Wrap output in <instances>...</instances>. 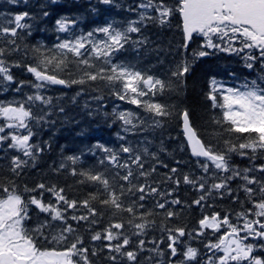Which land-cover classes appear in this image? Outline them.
<instances>
[{"label":"snow or ice","instance_id":"6c2138e0","mask_svg":"<svg viewBox=\"0 0 264 264\" xmlns=\"http://www.w3.org/2000/svg\"><path fill=\"white\" fill-rule=\"evenodd\" d=\"M8 2L15 5L19 0ZM99 6L122 7L117 0H97L91 11H100ZM127 10L136 12L138 18L122 23L106 21L79 34L74 30L75 19H57L55 31L66 36H58V43L51 48L35 46L34 62L28 64L10 62L7 57L19 51L17 39L22 30L31 28L26 22L30 14L16 13L0 23V39L5 45L0 47V93L10 90L20 93L25 86L35 89L23 99L0 100V147L6 146L16 153L9 160L8 171L19 177L25 169L35 167L39 155L51 147L47 141L34 140L37 125L56 123L48 110L53 108V98L42 90L50 86L94 85L100 81L117 100L148 113L149 127L153 130L163 128L178 116L187 147L197 158L201 174H181L178 167L169 168L156 152H150L148 147H134L118 132L116 135L123 142L118 149L97 141L86 151L67 155L52 166L54 173L70 171L72 176L80 177L79 184L95 187L83 200L69 199L65 188L54 183L41 181L30 188L25 185L21 190L14 180H0V264H93L90 255L97 257L104 251L110 264H140L139 256L144 252L151 254L146 258L147 264L152 261L155 264H264V255L257 254L264 253V163H256L264 160V75L238 87L227 86L214 77L210 80L205 97L220 114L212 121L214 127L207 141L194 128L187 107L178 108L157 99L166 91L182 92L195 60L212 54L208 49L243 53L248 69L259 62L264 71V0H140ZM48 15L47 11L43 12V16ZM176 15L181 21L182 42L177 49L180 58L168 69V79L116 58L128 48L138 54L151 49L153 41L144 32L148 23L168 26ZM197 41L201 42L190 51ZM14 68H22L34 80L17 81ZM83 91L81 88L71 98L73 104ZM93 99L101 101L103 96ZM36 106H40L39 113L34 111ZM58 112L64 114L66 109L60 106ZM94 114L99 115V109L95 113L87 112L88 116ZM109 115L112 121L108 127L119 121L125 133L146 130L145 121L133 111L113 108L111 114L104 113L105 117ZM85 134L86 130L77 133ZM97 151L103 154L97 160L103 171L84 164L86 154L95 156ZM160 151H166L163 142ZM234 156L247 160L248 165L241 167L234 163ZM157 165L168 169L159 180L153 179ZM110 169L114 172L109 175ZM169 183L174 187L161 188ZM181 183L199 193L186 205L189 208L195 205L203 212L214 207L210 200L227 197L238 203L240 210L202 214L198 227L192 231L168 227L165 222L178 215L173 206L186 203L178 197L169 199ZM149 198L154 200L150 210L145 209L144 203ZM97 203L111 214L100 231H95L94 226L104 212L97 209ZM33 207L46 214L44 220H37L34 225ZM81 207L86 214H77ZM156 209L163 213L162 235L159 239L146 240L149 229L156 227L153 217L160 215ZM81 222L87 224L90 240L101 242L100 247L85 246L78 231ZM209 230L216 239L204 243L206 252L202 254L188 241L206 236Z\"/></svg>","mask_w":264,"mask_h":264},{"label":"trees","instance_id":"16d2710c","mask_svg":"<svg viewBox=\"0 0 264 264\" xmlns=\"http://www.w3.org/2000/svg\"><path fill=\"white\" fill-rule=\"evenodd\" d=\"M171 2V0H169ZM97 0H57L52 3V0H19V3L13 5L8 0H0V23L5 21V17L10 18L12 15L21 12H28L30 18L26 21L31 25L30 29H25L20 32L17 39L19 51L12 52L7 59L10 62H20L21 64H28L34 62V53L32 49L35 46L44 45L45 48H51L55 43H58L57 37L64 38L65 33H58L55 31V21L61 17H68L75 19L77 24L74 28L77 34L80 32H87L92 28L107 22L122 23L129 19H137L136 12H129V6L135 7L140 3V0H117L121 4L120 8L107 9L106 6H99L100 11L92 12L91 8L96 5ZM47 11L49 15L43 16V12ZM180 18L178 15L171 18L170 25L161 27L158 24L148 23L144 32L153 41L151 49L145 52L137 53L136 51L128 48L127 51L117 54V59L125 63L134 64L137 68L143 71H150L152 74L160 76L161 78L168 79V69L172 66L174 61L178 60L180 56L177 54V49L182 42V32L180 29ZM30 32V34H29ZM201 41H197L191 45V49L197 48ZM4 42L0 39V47H3ZM212 54L195 60L192 71L187 77L184 90L177 94L175 91H166L163 95L157 97L161 103L169 105H176L178 108L187 107L191 112V119L194 128L198 131L199 135L207 141L210 138V133L213 129L212 121L218 117L219 109H212L211 102L205 97L209 91V82L214 77L217 81L225 83L230 87H238L245 82L258 79L264 75L261 69V64L256 63L253 69H248L245 66L244 54L237 55L236 53L221 52L215 49H208ZM13 73L17 81H32L34 78L30 73H27L22 68H14ZM83 88L85 91L77 97V103L73 104L71 98ZM35 89L30 86H25L20 93L13 91L0 93V100L23 99L26 95L32 94ZM46 96L53 98V108L48 109L52 112L51 119L56 123L54 125L44 124L43 126L37 125L34 129L37 131V136L34 138L36 143L47 141L51 147L45 148V151L38 157L35 167H29L19 176H14L8 171L9 160L12 155L16 154L14 150L7 149L6 146L0 147V180L5 182L14 180L16 184L23 190L24 186L29 188L34 186L37 182L54 183L60 187H64L69 199L83 200L87 197L88 193L94 192L96 189L91 184H79L77 181L80 177H74L70 171H64L59 174L52 171V166L58 165L61 159L67 155L80 154L82 150L95 144L97 141L107 145L108 147L118 149L119 145L123 143L117 137V133L124 135L127 138V143L142 149L148 147L150 152H156L164 163L170 167H178L180 173H194L200 175L201 172L196 164V159L191 155L190 149L187 147L186 141L182 132V122L178 116L172 118L163 128L153 130L149 127L151 119L149 114L142 109L136 108L135 105L129 104L125 101L117 100L110 94L109 89L103 82H96L94 85H75L72 88H63L62 86H50L42 90ZM103 96L101 101L93 99L95 96ZM89 107L86 108L85 105ZM63 106L66 109L64 114L58 112V108ZM113 108L117 111L130 110L136 113L141 119L145 121V131H139L135 134L129 132L125 133L121 130V123L119 121L108 127L112 118L104 116V113H112ZM99 109V115L88 116L87 112L92 110L94 113ZM34 111L40 112V106H36ZM70 120L74 122L69 123ZM78 122V123H77ZM81 130H86L84 136L77 135ZM161 142L166 151H160ZM103 154L98 152L96 155L87 153L84 157V164L87 167L95 166L97 170L103 171L97 164V160ZM126 156V154H122ZM234 163L245 167L248 165L247 160H242L239 156L233 157ZM177 161L180 163L177 164ZM149 163H153L149 161ZM256 163H264V160H257ZM114 170H109V175ZM168 172L167 168L157 165V174L153 179L159 180L162 174ZM174 185L163 184L162 189H169ZM236 187V184H233ZM199 193L191 186L184 185L183 183L176 189L172 199L178 197L181 199V205L173 206V210L178 215L168 221V227H185L188 231H192L198 227V220L202 214H208L212 211H220L223 214L226 210L233 212L240 210L238 203H233L230 198L223 200L217 198L214 207L203 210L193 205L191 208L187 204L197 198ZM47 198V197H46ZM240 199H244V194L240 193ZM145 209H152L154 200L147 199L145 202ZM98 210L104 212L102 217L98 219L100 222L94 226L95 231L102 230L109 219L111 218L110 212L103 209L98 203L95 204ZM72 210H69L71 214ZM143 211V210H141ZM160 215L153 217L156 221V227L148 231L146 240L153 238L159 239L162 235L160 225L163 218L162 210L156 209ZM77 214H86V210L81 207ZM32 224L34 225L37 220H44L46 214L40 213L33 207L31 210ZM126 215V214H125ZM74 226L75 221H69ZM87 224L81 222L79 226V234L84 237L85 246L90 249L95 245L101 246L100 241L92 242L90 240V232L86 230ZM188 239L187 237L185 238ZM216 236L211 234L209 230L206 236L191 239L188 242L192 247L198 248L203 254L206 252L204 243L208 240H215ZM151 247V245H148ZM165 248L166 245H161ZM258 255L264 253L258 252ZM107 252H101L97 257H91L93 264H110L105 259ZM150 253L144 252L139 256L140 264H147L146 258ZM155 264V261H152Z\"/></svg>","mask_w":264,"mask_h":264}]
</instances>
